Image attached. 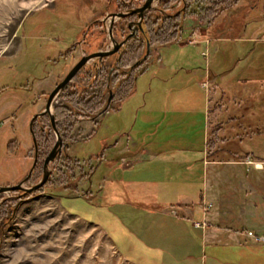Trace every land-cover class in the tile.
<instances>
[{
	"label": "rangeland",
	"instance_id": "1",
	"mask_svg": "<svg viewBox=\"0 0 264 264\" xmlns=\"http://www.w3.org/2000/svg\"><path fill=\"white\" fill-rule=\"evenodd\" d=\"M262 1L203 0L199 14L186 13L184 20L207 22L225 11L221 23L204 33L221 38L209 45L198 43L204 34L193 26L187 28V45L153 43L145 63L136 62L145 49L133 51L132 42L118 71L96 77L80 68L50 104L61 143L46 181L25 190L42 178L44 158L56 141L49 114L36 113L83 55V40L90 51L97 48V23L105 24V33L110 20L124 26L110 11L121 6L127 12L136 1L0 0V187L22 186L0 192V264H135L107 231L69 205L79 211L85 202L102 205L130 226L143 221L152 199L167 203L189 180L204 182V176L213 203L203 212L210 207L211 218L194 225L225 223L217 216L238 219L233 200L242 194L240 182L264 187V162L254 167L243 161L251 153L264 159V85L257 83L264 81V43L243 40L241 31L248 7ZM189 4L188 11L199 10ZM159 8L160 0H153L145 13L154 20ZM244 63L252 65L244 72L251 84L236 78ZM111 87L121 97L100 119ZM89 119L98 120L91 132ZM114 147L122 151L115 154ZM229 179L238 190L228 188ZM249 230L264 231H239L261 245L203 240L206 264H264V244Z\"/></svg>",
	"mask_w": 264,
	"mask_h": 264
},
{
	"label": "crops",
	"instance_id": "2",
	"mask_svg": "<svg viewBox=\"0 0 264 264\" xmlns=\"http://www.w3.org/2000/svg\"><path fill=\"white\" fill-rule=\"evenodd\" d=\"M236 6H232L230 11L233 12ZM224 12L222 11L219 16L216 15L213 21L198 22L194 19H185L182 23V29L179 34L180 39L177 44L180 46L187 45L186 36L189 33L188 29L193 26H195V30H200L202 34L206 30H212L214 27H217L216 25L221 23L219 17ZM244 16L241 30L244 34L242 39L264 43V0L261 4L257 3L249 6ZM226 29L232 30L233 27H226ZM198 37V43L202 42L206 45H209L212 40L221 39L213 33ZM204 52L207 53V47ZM247 71L249 70L241 72L242 78L245 77L244 72ZM197 72L195 71L194 73L196 74ZM199 76L201 78V75ZM242 78L241 81H244V78ZM204 82L200 81L199 85L206 84ZM253 82L252 80H245V84ZM257 83L259 86L264 85V81H258ZM208 106L209 101L207 102ZM87 122V128L91 132L93 123L90 119ZM121 151L122 148L114 147L115 154ZM260 160L264 161L262 158ZM208 167L211 169L212 165H208ZM206 169L207 165L204 171ZM226 183L228 188L238 190V186H236L238 182L235 183L234 180L229 179ZM259 183L264 185V181ZM240 184L243 187L241 196L239 198L236 197L235 200L231 198L233 203H239L237 207V211L240 214L238 219L232 220L230 216H226L225 220H223L221 216H217V221H225V223H216L211 227L194 225L196 220L205 223L206 220H210L211 218L210 207L206 208L208 214L203 212L206 204L209 202L213 203L208 190L211 182L206 181V176H204V182L197 183L189 180L184 184L181 195L176 196L167 203L158 202L153 204L152 199V204L148 206V209H145L143 221L136 222L130 226L118 220L115 215H112L102 205L94 206L85 202L86 205L83 206L84 210H76L75 207L70 205L69 209L73 212H78L84 218L95 222L99 227L107 231L115 247L135 264H206L201 254V243L203 240H209L212 243L218 242L224 245L234 244L242 247L246 245H261L250 242L244 233H239V231L243 230V228L264 231V187L261 190H256L251 182L247 180H243ZM89 212H92V215Z\"/></svg>",
	"mask_w": 264,
	"mask_h": 264
},
{
	"label": "flooded vegetation",
	"instance_id": "3",
	"mask_svg": "<svg viewBox=\"0 0 264 264\" xmlns=\"http://www.w3.org/2000/svg\"><path fill=\"white\" fill-rule=\"evenodd\" d=\"M130 1H132V0H130ZM135 1H136L135 8L129 9V10H127V12H122L121 6L119 8L115 7V9L113 11H110L109 16L111 18L116 17L118 20L124 19V26L119 27L118 26L119 23L115 24L117 20L116 21L110 20L109 28H108V30H106L107 32L105 33V29L102 28V27H104L105 24L97 23L98 26H101V27H99V29L102 30L100 33L101 42L99 41L97 48L90 51V49L87 47L88 44L85 43V39L83 40L82 43H84L85 46L83 49V55H81V56H87V55L94 53V52H105V51H113V50H114V52H112L111 54L106 55V56H102V57H98V58H92V62H88L89 60H91V59H89L81 67V69H83L84 67H88V72L89 71L94 72L95 76H96L97 69L101 70L103 73H107L111 70L112 71H114V70L118 71L117 67L120 64L123 53L125 52V50L128 48V46L132 42L135 43V47H134L133 51L137 50L138 47L139 48L143 47L145 49L144 53H142L138 57V59H136V62L142 61L143 63H145V60H147L146 58L149 57V55H148L149 54V47L153 44V43H150L149 39H148L147 28H148V22L150 21V19H151L150 22H154V23L157 19H161L162 23L160 26H157L156 24L151 26L152 29L156 30V32L159 33L167 26L166 23L168 22L169 18H171L174 15H179L181 17L182 14L184 13L185 6L187 5L186 0L173 1L169 4V8L166 12L163 11L161 8H159L161 14H159L158 16H155L154 20H153V18H152L153 16H150L147 13H145V11L150 9L151 6H150V8L144 10L142 12L141 16H139L138 12H134L135 9L142 6V4L145 2V0H142V1L135 0ZM152 2H153V0H152ZM152 2H151V5H152ZM125 3H127V1H125L124 4ZM175 7H178V9H175ZM172 10H174V12H172ZM187 11H188V9H187ZM186 13H184L183 18H181L182 20H184ZM119 14H121V15H119ZM192 15L196 16L197 14L193 13ZM178 25H179L178 26L179 31H178L177 36L170 39V40L164 41L165 44L172 43V42H175V43L179 42V39H180L179 34L181 32V29H182L181 21H180V23H178ZM154 27H156V28H154ZM196 31L197 30L194 29L193 32L196 33ZM108 40L110 41V47L107 48L106 50H104L107 46L106 42H108ZM119 44H121V45L118 46ZM72 49H73V47H72ZM68 51H69V48H68ZM113 55H116V57L114 58V60L111 61L110 57ZM81 56H80V58H81ZM106 59H108L111 62L110 65H108V66H106V64L104 63V61ZM72 67H73V65H72ZM131 67L134 68L133 66H131ZM130 69H128V72L130 71ZM109 84H108V86H109ZM118 92H119L118 90L116 91V90L112 89V87L109 89L108 95L105 99V107L101 113V116H103L104 113H106L110 107H113L114 105H116L119 102L118 100L120 99L121 96L118 95ZM97 121L92 120L93 123H96Z\"/></svg>",
	"mask_w": 264,
	"mask_h": 264
},
{
	"label": "water",
	"instance_id": "4",
	"mask_svg": "<svg viewBox=\"0 0 264 264\" xmlns=\"http://www.w3.org/2000/svg\"><path fill=\"white\" fill-rule=\"evenodd\" d=\"M151 2H152V0H145V2L142 4V6H140L137 9H135L134 12H138L139 16H141V14H142V12L144 10L150 8ZM119 15H121V14H119ZM120 45L121 44H119L118 46H120ZM112 52H114V50L113 51H105V52H94V53H91V54H89L87 56H81V58L68 71V73L65 75V77L51 90V92L48 93V96H47V99H46V102H45V105H44V109L39 111L38 113H36V115H40V114H42L44 112L49 114L51 126H52L53 130L56 133V141L54 142L52 148L49 150V152L47 153V155L44 158L43 165H42V167H43L42 178L36 184H33L32 186H30L28 188H24L23 187L25 190L35 189V188L39 187L40 185H42L46 181V178H47V176L49 174V169H47V165L54 158V156L57 154V152L59 151V145L61 143L60 135L58 134L56 126H55L54 116H53L52 113H50V104H51V101H52L53 97L56 95L57 92H59L72 79V77L76 74V72L89 59L106 56V55L111 54ZM16 188H22L21 184L18 183L16 185H11V186H1L0 187V192L6 191V190H11V189H16Z\"/></svg>",
	"mask_w": 264,
	"mask_h": 264
},
{
	"label": "trees",
	"instance_id": "5",
	"mask_svg": "<svg viewBox=\"0 0 264 264\" xmlns=\"http://www.w3.org/2000/svg\"><path fill=\"white\" fill-rule=\"evenodd\" d=\"M142 1V0H140ZM173 1H176V0H160L161 2V9L163 11H167L168 8H169V4ZM187 1V5L185 6V10H184V13L187 12V9L188 7L190 6L189 3H192V4H195L197 5V7H199V10L197 9L196 11H188L187 13L188 14H193V13H196V14H199L200 13V9H202L204 7V5L202 4V1L203 0H186ZM207 2V1H206ZM208 3V2H207ZM210 7H212V5H210ZM216 7V6H215ZM215 9V8H214ZM184 13L182 14V16L180 17L179 15H174L172 16L171 18H169L168 22L166 23L167 26L161 31V32H156V30L154 31V29L151 28L152 25H154V22H148V39H149V42L150 43H156L158 41H167V40H170L174 37L177 36L178 34V23L180 21L181 18H183L184 16ZM255 45V43H254ZM258 49V48H255V50ZM255 52V51H254ZM259 56V55H258ZM261 57V55H260ZM262 58L264 59V54L262 55ZM256 59H254L255 61ZM256 62V61H255ZM249 66L251 67L252 65L248 64L246 65V63H244L243 65H241V67L239 68V73H238V76L236 77L237 80L239 78H242V74L241 72L242 71H246L247 69H249ZM255 67V66H254ZM252 68V67H251ZM261 69H264V67H262ZM103 72L99 69H97V72H96V77H100L101 74ZM103 75V74H102ZM262 77V76H261ZM264 77V76H263ZM244 78V81L245 80H251L250 78H247V77H243ZM58 115V112L57 110L55 111V117H57ZM93 173V171H92ZM91 173V174H92Z\"/></svg>",
	"mask_w": 264,
	"mask_h": 264
},
{
	"label": "built area",
	"instance_id": "6",
	"mask_svg": "<svg viewBox=\"0 0 264 264\" xmlns=\"http://www.w3.org/2000/svg\"><path fill=\"white\" fill-rule=\"evenodd\" d=\"M243 161L246 164H252V166L254 167L262 166V163L264 162L262 160L254 158L252 154L245 155V158ZM196 224H198V222H196ZM246 233L248 236L252 237L255 241L264 243V232L257 233V232L249 230Z\"/></svg>",
	"mask_w": 264,
	"mask_h": 264
}]
</instances>
